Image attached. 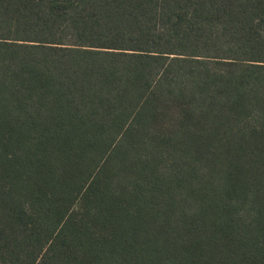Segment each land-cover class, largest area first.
Masks as SVG:
<instances>
[{"label": "trees", "instance_id": "trees-1", "mask_svg": "<svg viewBox=\"0 0 264 264\" xmlns=\"http://www.w3.org/2000/svg\"><path fill=\"white\" fill-rule=\"evenodd\" d=\"M0 264H264V0H0Z\"/></svg>", "mask_w": 264, "mask_h": 264}]
</instances>
